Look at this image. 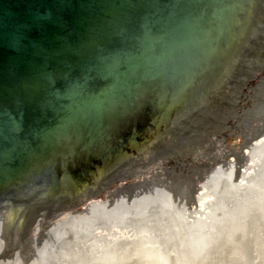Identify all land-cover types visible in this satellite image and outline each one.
I'll return each mask as SVG.
<instances>
[{"label":"water","instance_id":"obj_1","mask_svg":"<svg viewBox=\"0 0 264 264\" xmlns=\"http://www.w3.org/2000/svg\"><path fill=\"white\" fill-rule=\"evenodd\" d=\"M264 200V0H0V264H163Z\"/></svg>","mask_w":264,"mask_h":264},{"label":"bare ground","instance_id":"obj_2","mask_svg":"<svg viewBox=\"0 0 264 264\" xmlns=\"http://www.w3.org/2000/svg\"><path fill=\"white\" fill-rule=\"evenodd\" d=\"M263 208H264V200L256 207L254 208L248 215H247V221L241 225V227L236 228V230H230L222 239H220L211 249H209L207 252L166 262L163 264H202L210 255H213L217 249L221 247H229L231 244H239L246 238V234H248L250 231L255 230L257 232L258 228L260 227V224L262 223V215H263ZM256 238V237H255ZM259 240H257L256 243V255L258 258H261L263 256L262 250L263 246L261 243H258ZM233 250V249H232ZM243 256L239 252H234L231 258L228 260L227 263H218V264H231L232 262L241 259ZM192 260V261H191ZM237 263V262H236ZM242 264V263H241Z\"/></svg>","mask_w":264,"mask_h":264},{"label":"rangeland","instance_id":"obj_3","mask_svg":"<svg viewBox=\"0 0 264 264\" xmlns=\"http://www.w3.org/2000/svg\"><path fill=\"white\" fill-rule=\"evenodd\" d=\"M246 221H247V216L243 218L231 230H236V228L241 227V225L245 223ZM257 240H259L258 243H261L263 246V250H262L263 256L261 258H258L256 255ZM234 252L241 253L243 257L241 259L238 258V260L232 262L231 264H241V263L242 264H264V208H263V215H262V223L260 224V227L258 228L257 232L255 230L250 231L248 234H246L245 240H243L238 245L231 244L227 248L223 246L217 249V251L213 255H210L207 258V260H205L202 264L227 263Z\"/></svg>","mask_w":264,"mask_h":264}]
</instances>
